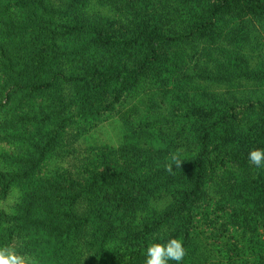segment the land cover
<instances>
[{
	"label": "trees",
	"instance_id": "1",
	"mask_svg": "<svg viewBox=\"0 0 264 264\" xmlns=\"http://www.w3.org/2000/svg\"><path fill=\"white\" fill-rule=\"evenodd\" d=\"M2 1L0 32L18 37L25 30L34 46L24 51L20 45L18 53L10 55L13 45L7 46L0 36L1 84L41 96L46 108L56 111V123L45 138L22 146L10 157L15 167L0 177L22 182L32 194L26 207L29 220L24 221L44 223L33 213L39 202H32L41 197L44 186L28 183L36 177L45 152H67V143H61L66 139L62 122L74 123L71 117L76 116L82 125L112 116L123 108L130 91L151 85L160 100L152 95L150 109L141 114L155 120L162 105L167 109L158 119L169 130L159 132L160 139L169 141L159 152L170 154L171 163L152 160L156 157L145 160L135 151L121 154V159L98 152L92 158L111 160L92 168L77 155L81 170L75 178L58 173L66 181L60 191L72 206L76 201L84 204L85 211L70 213L72 218L66 214L69 219L57 217L48 229L71 233L72 243L82 241L86 249L99 245L110 264H145L147 247L171 238L182 240L187 252L179 264H207L211 256L203 238L218 242L226 236L231 246L223 264H264L251 255L250 245L257 223L264 222V167L248 160L250 150L264 149V100L255 111L200 88L192 80L186 55L173 52L179 44L203 41L208 48L219 46L222 57H229V47L248 40L250 19L264 24V0H61L63 8L43 0H16L19 3L5 13ZM27 1L30 6L24 10ZM38 9L41 15L34 13ZM227 59L223 64L228 71ZM26 118L16 114L2 124L13 126ZM174 136L186 147L178 150ZM57 171L40 177L51 180ZM159 193L170 198L162 210L150 204V197ZM205 207L215 219L204 216V234L199 236L197 211ZM87 219L100 222L103 230L95 235L84 228ZM247 232L249 240H242ZM108 243L112 246L105 248Z\"/></svg>",
	"mask_w": 264,
	"mask_h": 264
},
{
	"label": "rangeland",
	"instance_id": "2",
	"mask_svg": "<svg viewBox=\"0 0 264 264\" xmlns=\"http://www.w3.org/2000/svg\"><path fill=\"white\" fill-rule=\"evenodd\" d=\"M43 1L45 3H55V5L63 8V5L58 4L61 0ZM2 2H4L2 7L4 13L8 8H12L19 3L16 0H3ZM10 2L13 3L9 4ZM30 2L27 1L28 4L23 6L22 9L28 10ZM93 6L94 8L96 7L95 5ZM105 10L108 11L107 9ZM34 13L41 15L39 9L35 10ZM246 26L249 27L248 40L240 44L242 47L240 45L234 46V48L229 47V57H222V51L219 46H216V49L208 48L203 41L179 44L178 47L174 48L173 52L177 55H186L189 63H191L192 80L198 83L200 88L218 93L224 97L234 98L233 100H235L236 104L244 103L245 109L253 108L256 111L260 101L264 100V24L252 18ZM0 36L7 46L13 45L14 49L8 51L10 55L18 53L20 45L24 51L27 47L34 46V38L29 36L25 30L18 37L11 32H0ZM226 58L229 59H227L228 71L223 64ZM1 82L0 177L15 167L10 157L18 155L22 146L25 147L30 140L39 141L44 139L45 136L43 134L56 123L54 117L56 116V111L53 110V106L46 108L45 103L47 102L42 101L43 97L27 95L15 86L10 89H6V86L3 88ZM152 95H155L156 100H160L158 92L151 85H144L136 88L135 91H130L123 102V108L112 116H98L90 121H85L82 125H80V121L76 116L71 117L75 121L74 123L62 122L60 128L65 125L62 130L64 129L63 132L66 139H63L61 143H67V147H69L67 152H62L61 156H58L59 154H51V150L45 152V157L39 164L40 169L36 177L28 183L32 187L44 186L40 192L42 193L41 197L32 199L35 205H38L39 202V210L35 208L33 213L37 217L40 216L44 223L33 225L24 221L25 219L29 220L26 207L32 195L28 192L27 185L16 180L8 182L9 176L0 178V248L10 246L17 254L33 257L37 264L111 263L107 262L106 252L103 249L101 251V248L97 247L99 245L90 246L86 249L82 241L72 243L71 233L68 235L65 230L62 232L57 230L52 233L48 229L47 225L52 226L53 219L57 217L69 219L66 214L71 217L70 213L74 211L82 215L86 207L80 201H76L75 205L72 206L67 197L62 194L60 184L64 185L63 182L66 181L60 179L61 177L58 173L65 171L64 173L67 177L75 178L81 170L78 167L79 160L75 158L77 155L80 158H86L87 162L92 163V168L101 167V165H105L111 160L104 157L101 159L92 158L98 152H101V155L105 157L115 156L120 158L121 154L123 157L131 155L135 151L137 157L138 155L143 156L145 160L156 157L158 159L152 160L171 163L170 154L165 151L159 152L169 141L166 138L160 139L162 135H159V132H169L168 125L162 126L161 123L163 122L159 121L161 115L167 114V109L162 105L159 108V112H157L159 113L158 117L154 115V117H157L155 120L142 115L146 113V109H150L147 106L151 103L150 98ZM66 111L69 112V108ZM41 112L47 113L48 116L44 113L41 114ZM141 112L144 113L141 114ZM16 114L25 116L28 120L21 119L24 121L13 126L2 124L6 117H12V115ZM174 137L178 150L181 147H186L184 141L178 140L176 136ZM137 147H140L142 152L138 153ZM58 152H61V150H57ZM87 156L91 157L87 158ZM55 169L58 171L50 175L52 176L51 180L40 177L41 174L45 175L47 171L54 172ZM168 169H171V165L168 166ZM48 190H50V194ZM98 195L102 194L98 193ZM168 198L164 193L153 194L150 197L151 207L156 210H162L168 203ZM51 211L59 212L50 214ZM197 215L200 219L197 223V231L201 232L199 236H202L204 234V226L202 225L203 221H205L204 216H208L211 220H214L215 216L212 214L210 207L200 209L197 211ZM69 224H71L70 221ZM82 226L95 235H98L103 230L100 222H94L91 219H87V222ZM163 228L166 229L165 225H163ZM248 235L249 233L247 232L242 240H249L250 237ZM229 237H222L218 242L210 238H203L202 244L206 249L205 252H207L209 257L211 256L207 264L224 263L228 254L226 249L231 246ZM251 241L250 245L253 247L251 255L253 254V257L257 256L261 262H264V222L257 223ZM109 246H112V243H108L104 247L107 248ZM119 264H124V262L122 261Z\"/></svg>",
	"mask_w": 264,
	"mask_h": 264
},
{
	"label": "clouds",
	"instance_id": "3",
	"mask_svg": "<svg viewBox=\"0 0 264 264\" xmlns=\"http://www.w3.org/2000/svg\"><path fill=\"white\" fill-rule=\"evenodd\" d=\"M248 160L257 168L264 167V149L255 148L249 151ZM187 252L182 240L171 238L163 243H152L146 249L145 264H179ZM0 264H37L31 256L17 254L10 246L0 248Z\"/></svg>",
	"mask_w": 264,
	"mask_h": 264
}]
</instances>
